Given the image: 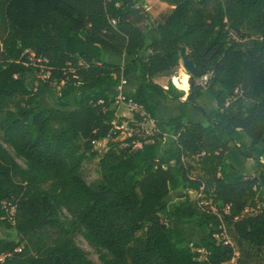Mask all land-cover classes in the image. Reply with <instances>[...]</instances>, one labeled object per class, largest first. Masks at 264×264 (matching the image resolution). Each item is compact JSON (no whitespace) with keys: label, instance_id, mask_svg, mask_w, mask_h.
<instances>
[{"label":"trees","instance_id":"trees-1","mask_svg":"<svg viewBox=\"0 0 264 264\" xmlns=\"http://www.w3.org/2000/svg\"><path fill=\"white\" fill-rule=\"evenodd\" d=\"M146 1L0 0V139L27 166L0 144V227L17 236L0 237V264H93L74 243L77 234L102 264H226L234 250L213 237L222 227L236 264H257L264 249V0H162L173 7L163 22L138 6ZM242 29L247 47L230 33ZM181 48L196 71L175 78ZM107 54L132 57L140 84L129 98L149 119H156L149 93L177 101L180 115L139 135L135 124L144 119L132 114L125 147L110 146L115 131L99 156L100 182L90 187L81 165L121 123L117 99L105 90L118 87L122 68L107 63ZM41 67L47 77L30 89L24 76ZM159 76L171 77L166 89L154 82ZM203 95L214 97L216 110L197 104ZM188 105L203 123L184 122ZM182 187L211 201L186 195L177 203L175 218L208 230L194 246L163 221L166 197ZM186 207L192 215L183 221ZM62 210L69 219H59Z\"/></svg>","mask_w":264,"mask_h":264},{"label":"rangeland","instance_id":"rangeland-1","mask_svg":"<svg viewBox=\"0 0 264 264\" xmlns=\"http://www.w3.org/2000/svg\"><path fill=\"white\" fill-rule=\"evenodd\" d=\"M139 7H141L142 9H144L150 16L152 19L158 21V22H163L164 20H166V18L170 15V13L173 10V7L168 6L166 3H164L162 0H148L146 2H141L138 4ZM230 33L232 34V36H234L235 38L243 41L247 47L248 41H249V37L248 38H242L240 35L244 34L247 35V31H245L244 29L241 30V32L239 34H234L232 31H230ZM255 36H252V38H254ZM42 68V67H41ZM43 68L40 69V72L36 73V74H31V75H27L26 76V81H27V86L30 89H34L36 87V81L38 79H45L47 76H44L43 73ZM182 74H187L185 72V70L183 69L181 62L179 60L178 63V67L176 68L174 74L172 75V77L175 78H179ZM170 76H159L156 77L154 79V81H156L157 83L167 86V83L170 81ZM207 81V77H203L202 79L198 80L197 82L200 83L201 85H204ZM177 89V88H176ZM217 93H219V88H215L213 90V94L216 95ZM40 102L42 104H44L45 106H50L51 104H53V102L49 103L45 97L40 99ZM203 105L204 106H208L207 104V100L203 101ZM71 107H69L70 109ZM118 122H120L118 120ZM144 130L149 131L148 127H144ZM131 135V131H122L119 135V137L115 140V142H113L110 146L114 147L115 149H120L125 147V145L122 143V141L126 138H128ZM1 136V133H0ZM0 144L2 145V147L5 149V151L11 156V158L22 168V169H26V163L24 161V159L18 157L15 152L12 150L11 147H9L8 145L4 144L1 139H0ZM169 147H171L172 149H176L174 143L172 142H168ZM108 143H107V150H108ZM140 147V145H135L134 148L138 149ZM95 151V149H94ZM105 151H102L101 153H99V155L94 156V157H90L88 159H86L80 168V176L83 179V181L85 182V184L87 186L93 187L95 185H97L100 182V169L98 166V160H99V156ZM264 160V159H263ZM250 165L246 175L248 177H252L254 173V166ZM190 200H195L199 198V195L196 192H192L190 191L189 194H187ZM186 195L182 196V200L184 199ZM167 199H171L170 196ZM200 199V198H199ZM169 201V200H167ZM171 201V200H170ZM202 205L206 206V205H210L211 201L210 199H205L202 198ZM177 203L178 201H176L173 205L171 204H165V208L163 209L162 213H163V221L164 223L171 227L174 224V211L177 207ZM211 207L215 208L216 211H218L219 213H221V207L219 205H211ZM191 210V209H190ZM192 211V210H191ZM59 219L61 221H64L66 218L69 219V215L62 210L59 214ZM190 218H183V221H187ZM184 223V222H182ZM198 223H196L194 225V229L197 228ZM193 226V225H192ZM174 230V228H172ZM175 231V230H174ZM177 232V231H176ZM180 233V232H178ZM181 234V233H180ZM182 235V234H181ZM0 237L2 238H6L9 240H16L17 236L14 230H7L5 228L0 227ZM185 237V236H184ZM74 243L76 244L77 247H79L83 253L85 254L86 258L93 264H102L98 258V254H97V250L93 247H91L86 240L84 239L82 234H77L74 236L73 238ZM192 246H194L195 244L193 242ZM103 253L108 254L107 251L102 250ZM203 259V257L201 258ZM257 264H264V249H262L258 255V262Z\"/></svg>","mask_w":264,"mask_h":264},{"label":"crops","instance_id":"crops-1","mask_svg":"<svg viewBox=\"0 0 264 264\" xmlns=\"http://www.w3.org/2000/svg\"><path fill=\"white\" fill-rule=\"evenodd\" d=\"M140 56L145 57L146 55L140 54ZM105 60L109 64L116 65L122 68V81L118 85V87L105 90L107 94L112 95L117 99V102L114 105L115 110H116V117L121 122L132 121L133 120L132 113L127 109V107L123 103H121L118 100V96L121 94L126 97H132L135 93V90L138 88L140 84V81L136 75V71L131 65L132 57L125 56L122 58H117L113 56L112 54H107L105 55ZM27 75H31V74H26L24 77L26 78ZM161 86L164 89L167 88V86H164V85H161ZM212 95H214L213 92H212ZM147 99L148 101L153 102L155 105V109H156L155 121L158 123L169 125L172 119H175L180 115L179 103L177 101H172L168 98L162 99L153 93L147 94ZM184 100L185 99H182V98L180 99V101H184ZM204 100H207V104H208L207 107L203 105ZM197 104L206 113H209L211 110L217 109L216 101L214 97H211V96H206V95L201 96L200 98H198ZM155 121L152 120V122H149L147 120H143V122L141 123V128L148 127L151 130L154 127ZM204 121H205V118L202 114L195 111L192 108V106L190 105L186 106V120L184 122L200 124V123H203ZM263 159H264V155L261 158L262 162H264ZM189 192L190 191L187 190L186 187H182L181 190L179 191L170 192L165 199V203L173 205L176 201L182 200L183 198L182 196L189 194ZM169 196L171 199H167L169 198ZM191 215H192V211L190 210L189 207H186L181 211L182 219L190 218ZM174 219L175 220H174V224L172 228H174L175 231L180 232L182 236H185L194 244H198L200 240L205 238L208 234L207 229H198V228L194 229L195 224L182 223V221H180L179 219L175 217Z\"/></svg>","mask_w":264,"mask_h":264},{"label":"built area","instance_id":"built-area-1","mask_svg":"<svg viewBox=\"0 0 264 264\" xmlns=\"http://www.w3.org/2000/svg\"><path fill=\"white\" fill-rule=\"evenodd\" d=\"M118 100L123 103L127 109L132 113V114H138L140 117H142L144 120H147L149 122H152L151 119H149L145 113L143 112L142 108L140 106H138L136 103H134L133 101L130 100L129 97H126L124 95H119L118 96ZM135 127H139L140 130H137V133H139V135H141V133H144L145 135H151L153 132H155V127H153L151 130L149 129V131L144 130V128H141V124H135ZM119 130L120 133L122 131H131V134L133 133V130L131 128L128 127V123L127 122H121L119 124V126H115L114 130L109 132L108 135L104 138L98 139L93 143V151L95 149V152L97 153V155H99V153H101L102 151H107V143H109L110 140L113 139V136L116 134L115 131ZM104 153V152H103ZM199 198L202 199L203 195L198 194ZM202 205V202H201ZM209 210L211 213L221 217V214L216 211L215 208L213 207H209ZM228 207H225L222 211L223 214H227ZM221 231L220 233L215 234L213 237L217 240V241H221L226 245H229L233 248L234 250V255L233 258L231 259L230 262L226 263V264H236V259L238 257V253H237V249L234 245V243L229 240L225 234V230L224 227L220 228Z\"/></svg>","mask_w":264,"mask_h":264},{"label":"water","instance_id":"water-1","mask_svg":"<svg viewBox=\"0 0 264 264\" xmlns=\"http://www.w3.org/2000/svg\"><path fill=\"white\" fill-rule=\"evenodd\" d=\"M179 60L188 76L195 73L196 69L192 61L189 59L185 48H181L179 52Z\"/></svg>","mask_w":264,"mask_h":264},{"label":"clouds","instance_id":"clouds-1","mask_svg":"<svg viewBox=\"0 0 264 264\" xmlns=\"http://www.w3.org/2000/svg\"><path fill=\"white\" fill-rule=\"evenodd\" d=\"M184 79H185V81H186V80L188 79V77H187V76H185V77H184Z\"/></svg>","mask_w":264,"mask_h":264}]
</instances>
